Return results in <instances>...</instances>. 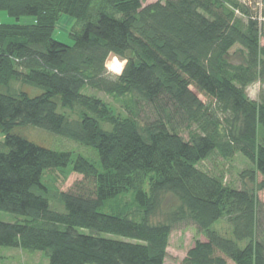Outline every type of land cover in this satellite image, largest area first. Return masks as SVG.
<instances>
[{
  "label": "trees",
  "instance_id": "16d2710c",
  "mask_svg": "<svg viewBox=\"0 0 264 264\" xmlns=\"http://www.w3.org/2000/svg\"><path fill=\"white\" fill-rule=\"evenodd\" d=\"M145 1L0 0L35 20L0 24V212L24 218L0 221V264H13L8 249L49 264H165L172 233L190 225L206 242L181 264H264L256 191L199 169L241 155L252 165L242 177L264 191L263 24L240 0ZM62 16L75 20L72 46L53 37ZM113 56L127 60L119 76ZM28 127L94 158L14 133ZM54 171L83 179L61 192L45 180ZM223 219L233 239L212 229Z\"/></svg>",
  "mask_w": 264,
  "mask_h": 264
},
{
  "label": "rangeland",
  "instance_id": "374dc122",
  "mask_svg": "<svg viewBox=\"0 0 264 264\" xmlns=\"http://www.w3.org/2000/svg\"><path fill=\"white\" fill-rule=\"evenodd\" d=\"M158 0H146L143 4L144 6L150 5L152 3H156ZM244 3H248L252 8L255 16H257L259 22L263 24L264 29V19L262 17V5L261 0H240ZM34 18L32 17H22L20 21H16V19L10 17L7 12L0 11V24H22L29 25L33 23ZM75 20L69 16H62L57 24L56 30L54 32V39L58 42H61L65 45L72 46L73 40L70 36V32L74 28ZM264 46V35L261 41ZM239 47H236L232 51L231 61L233 63H239L240 59L237 56V51ZM112 57L107 61L110 62ZM107 68V67H106ZM108 74L111 76H119L108 70ZM121 75V74H120ZM263 89L259 83L254 84L248 88V95L250 99L257 101L259 97L260 91ZM33 92V91H32ZM99 98L103 99L107 103L115 106L119 109V104L114 101L112 98L101 94L95 93ZM31 95H35V93H31ZM200 98L206 102L207 100L200 96ZM16 134H20L28 140L42 146L44 148L54 150V151H69L73 154V158L75 159L78 155H83L85 157L94 158V150L90 148H85L80 146L74 142L68 141L65 138L49 133L45 130H41L38 128H20L14 131ZM182 136L185 139H188L187 133H182ZM72 168V165L69 166ZM199 169L204 172H208L213 175H223L225 178V182L237 189H249L254 190L257 193L258 199L261 204V218L264 216V191H258L257 187L254 186L249 178L242 177L243 172L249 171L252 169V165L246 161L241 155H236L234 158L229 160H224L219 157L217 154L212 155L207 161L201 163L199 165ZM83 179L82 176L71 173L70 175H66L62 172L54 171L51 174L46 175L45 180L48 184H54L56 188L61 192H68L71 190L77 182ZM262 178L259 177V182H261ZM131 195V194H130ZM132 197V195H131ZM126 202H130V198L125 199ZM23 217H19L13 214H8L4 212H0V221L6 223H14L17 221L23 220ZM213 230L217 231L221 236L233 239L232 235V227L227 223L225 219L217 222L213 228ZM81 232L88 234L89 232L86 230H81ZM103 237H111L102 235ZM117 240H122V238L113 237ZM200 242H206V238L203 234H201L197 227L194 225L190 226H182L176 229L171 237L169 248L167 250L168 255L166 258L165 264H181L182 261L186 258L188 252L194 248L195 244ZM4 255L9 258V261L13 264H49V260L45 253H30L23 252L21 250L16 249H8L4 251Z\"/></svg>",
  "mask_w": 264,
  "mask_h": 264
},
{
  "label": "clouds",
  "instance_id": "9594fccd",
  "mask_svg": "<svg viewBox=\"0 0 264 264\" xmlns=\"http://www.w3.org/2000/svg\"><path fill=\"white\" fill-rule=\"evenodd\" d=\"M127 64V60H120L116 56H113L111 61L106 64V67L108 68L109 71L120 75L123 70L124 66Z\"/></svg>",
  "mask_w": 264,
  "mask_h": 264
},
{
  "label": "crops",
  "instance_id": "0c3cea01",
  "mask_svg": "<svg viewBox=\"0 0 264 264\" xmlns=\"http://www.w3.org/2000/svg\"><path fill=\"white\" fill-rule=\"evenodd\" d=\"M33 23H35V20L33 21ZM33 23H30V24H33Z\"/></svg>",
  "mask_w": 264,
  "mask_h": 264
}]
</instances>
